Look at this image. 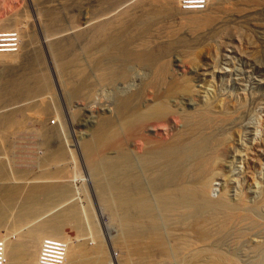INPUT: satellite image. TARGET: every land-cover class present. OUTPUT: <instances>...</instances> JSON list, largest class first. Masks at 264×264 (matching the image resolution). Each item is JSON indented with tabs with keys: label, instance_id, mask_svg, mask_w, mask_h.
Segmentation results:
<instances>
[{
	"label": "rangeland",
	"instance_id": "rangeland-1",
	"mask_svg": "<svg viewBox=\"0 0 264 264\" xmlns=\"http://www.w3.org/2000/svg\"><path fill=\"white\" fill-rule=\"evenodd\" d=\"M153 1L154 5L160 4L156 7L162 8L161 5L166 4L176 7L172 13L157 7L160 9L159 19L156 17L153 23L144 25L146 30L141 26L147 34L142 28L135 31L143 34L139 42L130 45V50L146 47L147 51H157L160 64L167 69L163 81L155 86L154 69L148 64L135 62L134 58L126 65L122 78L108 82L99 79L95 74V61L103 58L99 51L102 48L97 44L89 47L91 42L93 44L92 37L98 24L119 19L124 13H132L136 19H141L150 13L143 10L142 5H150ZM195 2L197 0H0V38L9 42L7 46L11 47L10 33L20 37L17 52L10 48L14 52L4 50L5 53L0 54V60L4 57L0 61V81L4 77L0 88L6 86L2 82L11 81L12 77L18 80L29 73L30 70L26 69L29 67L49 79V86L38 93L0 98V116L11 114L13 117L9 116V119L22 122L8 129L9 133L0 129V163L5 165V172L0 174V205L7 208L6 221L0 224V235L4 237L0 239L7 242L6 239L10 238L24 246L27 243L34 264L38 263L41 244L39 248L33 247L27 231H32L37 222L45 223L74 206L82 224L68 222L64 225L63 231L69 240L49 237L69 242V248L72 242L93 252L103 246L104 255L89 257L84 264H103L104 260L108 264H122L126 237L120 218L121 207L115 196H112L111 205L104 202L99 188V182H111L105 161L108 158L119 160L126 151L136 158L148 146L170 141L184 129L178 116L189 112L207 111L231 117L216 132L223 140L210 178L206 180L211 190L210 199L214 202L225 199L228 206L235 208L240 205L237 209L252 211L264 223V0H201L200 5L194 7L191 3ZM220 6L227 13L214 23L201 25L186 19L187 15L201 17ZM51 10L63 21L62 28L54 31L46 22ZM11 20L14 21L8 23ZM22 28L25 32L29 29L34 39L26 51L22 49L25 44L21 37ZM64 36L72 38L70 50L65 54L67 57L56 59L53 42ZM139 43L145 47H137ZM28 51L39 52L38 60L22 57ZM74 56H79L76 69L90 76V83L82 87L80 94L73 89L79 80L69 72L74 70H64L63 66ZM32 62L36 64L32 65ZM131 95L138 98L124 113L121 101ZM162 105L170 108L165 119L157 116L147 120L145 126L137 124L139 116ZM25 112L31 114L24 118ZM92 163H98L101 175L93 172ZM59 187L68 190L67 197L47 204L48 193L59 190ZM151 190L150 195L157 202L155 190ZM36 196H43L44 212L43 209L37 211L40 218L37 216L38 219L29 223V228L17 225L16 219L23 214L25 201L32 202V207ZM39 206L37 204L36 209ZM157 208L160 210L159 205ZM162 234L166 242L171 243L166 228ZM248 236L238 249L228 248L226 243L223 249L230 255L235 253L234 258L241 264H257L256 256L260 258V255L250 251L263 245L264 231L252 230ZM6 249L8 261V245ZM174 261L173 264H189Z\"/></svg>",
	"mask_w": 264,
	"mask_h": 264
},
{
	"label": "bare ground",
	"instance_id": "bare-ground-1",
	"mask_svg": "<svg viewBox=\"0 0 264 264\" xmlns=\"http://www.w3.org/2000/svg\"><path fill=\"white\" fill-rule=\"evenodd\" d=\"M154 2L155 1H153L150 5H142V9L147 10L150 13H146L141 19H136L135 15L132 13H124L122 17H118L119 19L116 18L117 20H107L98 24L97 29L95 30L96 32H94L95 34L92 37L93 44L91 42L89 47L91 48L92 45L96 46L97 44L99 45L98 48H102V50L99 51L102 52L100 54H103V58L99 59L98 62L95 61V74L99 79L107 82L111 80L116 81L117 78L119 79L125 74L126 65L131 62L132 58H134L135 62L148 64L154 69L155 77L153 78V82L155 86L162 79H164L163 75L167 69L164 64H160L161 61H159V59H161V57L158 56L157 51L154 52L153 49H151L153 52L150 50L147 51L145 50V44L141 45L140 43L137 44V47L140 45L141 47L144 46L145 49L143 47V49H137L135 47L136 49L130 50V45H133V43L136 44L137 41L139 42L143 34L135 31H139L142 28L141 26L144 27V25L148 23H153L156 17L159 19L158 13L160 9L163 8L162 11L164 10L168 13H172L176 7L168 2L167 3L169 5H167L165 2L166 5H161V8L159 7V3H155L154 5ZM158 4L159 6L157 7L160 9L156 7ZM235 9L237 10V8ZM240 10L243 11V9ZM192 11L194 12V10ZM231 11L232 10L230 9L229 12ZM189 12H191L190 9ZM225 13H227V10L225 8H221L220 6L216 7L211 12L202 14L201 17H194L195 15L188 17L187 15L186 19L195 24L200 23L201 25H208L214 20H218L222 17L221 15ZM41 17L43 18V16ZM48 17L49 19H46V22L49 23L48 25L51 30L54 31V29H59L62 26L63 21L60 20L61 16L59 17L56 12L51 10V14H49ZM13 21L11 20L8 23ZM5 24L7 25V23ZM126 25L128 26L123 29ZM27 27L25 26L24 28ZM144 29L143 31L146 30ZM20 31L22 34V40L25 41L22 49L25 50L34 40L33 35L29 29L25 32L22 28ZM146 32L147 31L144 33L147 34ZM169 35L171 34L169 33ZM64 37L65 38L58 37L54 42L51 40L53 42L52 48L55 50L56 56H58H54L55 52L52 50L54 52L53 56L56 57V59L60 57L63 58V56L70 50L69 45L72 38L68 36ZM8 38L12 42H17L19 49L20 37L18 34L10 33ZM2 39L3 38H0V43H2L3 47L0 49V54L5 53L4 50H10V47L7 46L9 42L2 41ZM145 43H147V41ZM22 49L21 51L23 53ZM10 52L14 51L10 50ZM38 53L39 52L36 53L35 51H28L24 54V56L22 55V57H31V60L33 59V61H35L40 57ZM8 55L10 56L11 54ZM77 57L79 56H74V59L71 62L65 64L63 63L65 60L62 59V61L64 60L62 63L64 70H74L69 72L71 75L75 76L76 80H79L76 82L73 89L76 93L80 94L82 87L85 85L87 86V84L90 83V76H87L83 70L76 69V62H79ZM3 58L4 57H2V59ZM21 59L25 61V59ZM30 63L31 62H29V64ZM33 64H36V62H32V65ZM29 68L26 69L30 70V72L25 74L22 78L14 80L12 77L11 81L7 80L4 83L2 82V84H6V86L4 88L1 86L0 98L6 95H14L13 97L17 95L20 96L19 94L30 96L35 92L38 93V91L44 88L46 89V87L49 86V79H47L48 77L45 74L43 75L47 77V80L37 72L38 70H35V68ZM80 77H83V79L80 80ZM1 78L2 81L4 77ZM125 98L122 101L120 100V107H122L121 110L124 113L131 108L134 99H137L138 97L137 95H134L132 97ZM168 107L169 106L167 105H162L139 116L137 124L139 122V125L145 126L144 124L147 120L157 116H160L161 119H165L164 117L170 112V108ZM190 113L191 112H189V114L186 113V115L182 114L181 116L176 115L183 121L182 123L184 124V129H181L178 133H176L170 141L163 142L155 146H148L145 152L136 158L133 157V155H130L131 153H127L128 151H126L124 154L122 153L123 156L120 155L123 158L120 159L119 157V160H117V158H108L109 160L105 161L107 166L106 170H108L110 174V177H107L111 180V182L108 179V181L104 180L110 182L108 184L107 182L105 184L101 181L99 182V188L102 189L101 192L103 193V196H101L103 197L104 202L106 201L109 205L112 202V196H115V201H117L118 205L121 207L122 216L120 218L126 237L125 243L123 244L125 246L123 248H125L126 251L122 264H173V260L189 264H241L239 260L234 258L236 257L234 256L235 253L230 255L228 254V251H224L223 248L225 243L228 245V248L232 247L238 249L240 243L248 239L247 237H249L248 234L250 231H264V223L257 219V216L252 211H240L237 209L238 207L240 208V205H237V208L232 205L228 206V202L225 199H222V201L219 202H214L210 199L211 190L209 183L208 181L206 182V180L210 178L209 176L211 175L214 161L216 157L218 158L221 149L220 146L223 140L220 138L221 136L218 137L216 135V132L219 128L224 126L226 122H229L231 117L229 115H216L207 111H199L197 113L195 112V114ZM30 114L31 113L29 112H25L24 118ZM9 116L10 118L13 117H11V114L0 116V129L2 128L4 132L14 126H18V124L21 125L22 123L20 119H12V121L9 119ZM129 127L130 125H128V131ZM132 131L130 133H134ZM7 132L9 133L10 131ZM2 145L3 144H1V146ZM94 163H92L93 172L101 175L102 173L100 172V168L97 166L98 163L96 165H94ZM4 166L5 165L0 163L1 175L5 172ZM100 180L103 179L100 178ZM151 188L155 190L154 192L155 196H157V202H155L150 195V191H152ZM58 189L59 190L57 191L53 190L48 193L49 195L46 201L47 204L54 201V199H65L69 194L66 188L59 187ZM44 203L45 200L43 199V196H41V198L37 197L35 199V205L32 207H30L32 202L26 200L22 207V209H25L22 210L23 214L18 215V218L16 219L17 225H22V227L27 226L26 228H29V223L33 222L36 218L38 219L37 216L40 218V214L37 211L41 212L43 209L42 211L44 212L45 209L42 208L45 207L43 206ZM243 203L244 202L241 204ZM37 204L40 206L36 209ZM158 205L160 210H162V213L160 214H158L160 211L157 208ZM157 209L159 211H157ZM6 210L7 208L5 205H0V224L5 223L6 221ZM77 214L78 213L76 212L74 206L66 209L45 223L41 221L37 222L36 225L33 224V227H35L33 228L34 230L31 226L30 228L32 231H27L28 233L26 232L27 236L30 238V242L34 245L33 247L36 246L39 248L40 244L42 247L45 240L53 239L49 236L69 240L65 231H63V227L68 224V222L81 225L82 223H80L78 218L79 214ZM165 228L169 233L168 235L171 237V243L169 242L171 246L168 245V241L166 242V239L163 237L162 231ZM0 237L4 236L0 235ZM45 237L49 238L44 239ZM6 240L7 242L5 239H0L5 248L3 258L4 256L6 257V247L8 245V264H34V260L29 257L27 243L24 246V244L21 245L18 242H14L13 239L11 240L8 238ZM63 241L65 240H62V242ZM68 243H66V264H84V261L90 259L89 257H99V255H104V248L101 245L96 252H93L92 249H86L79 244L74 245L73 242L70 245L71 248H69ZM256 248L253 247L250 252L260 255V258H258L259 256H256L257 264H264V243L261 247L259 246V248ZM53 256L54 254H52L51 257ZM7 262H5V264H7ZM102 263L108 264L106 260Z\"/></svg>",
	"mask_w": 264,
	"mask_h": 264
},
{
	"label": "built area",
	"instance_id": "built-area-1",
	"mask_svg": "<svg viewBox=\"0 0 264 264\" xmlns=\"http://www.w3.org/2000/svg\"><path fill=\"white\" fill-rule=\"evenodd\" d=\"M200 1L201 0H198L197 2L191 4H200L201 3ZM193 6H198V5H193ZM11 44L13 46H11L10 48L16 49L18 43L14 41ZM1 48H3L2 43H0V49ZM66 250H67V244L65 241L62 242V240L55 238L47 239L45 240L43 246L41 247L40 254L37 260L38 263L36 264H66L67 263L65 259ZM4 253H5V248L3 242L0 241V264H5V262H7L5 259L6 257L4 256L3 258ZM52 254H54L53 257H51Z\"/></svg>",
	"mask_w": 264,
	"mask_h": 264
}]
</instances>
